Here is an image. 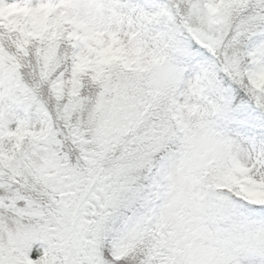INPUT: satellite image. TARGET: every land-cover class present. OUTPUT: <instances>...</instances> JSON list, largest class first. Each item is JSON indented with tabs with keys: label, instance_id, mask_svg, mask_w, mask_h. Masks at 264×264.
<instances>
[{
	"label": "snow or ice",
	"instance_id": "snow-or-ice-1",
	"mask_svg": "<svg viewBox=\"0 0 264 264\" xmlns=\"http://www.w3.org/2000/svg\"><path fill=\"white\" fill-rule=\"evenodd\" d=\"M0 264H264V0H0Z\"/></svg>",
	"mask_w": 264,
	"mask_h": 264
}]
</instances>
